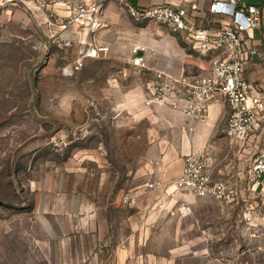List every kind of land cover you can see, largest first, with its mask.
<instances>
[{"label": "rangeland", "instance_id": "374dc122", "mask_svg": "<svg viewBox=\"0 0 264 264\" xmlns=\"http://www.w3.org/2000/svg\"><path fill=\"white\" fill-rule=\"evenodd\" d=\"M113 3L110 16L102 12L98 30L70 47L58 43L48 20V31L27 30L17 37L0 31V264H52L48 241L31 213V181L46 165L104 144L113 147L118 133L121 148L133 147L127 135L134 132V121H142L144 133L151 125V111L137 106L152 107L146 103L151 98V71L132 64L140 47L138 23ZM88 45L96 54L83 57L75 69L73 62ZM40 55L43 60L33 70L64 74L56 92L44 91L54 90L45 83L40 93L31 91L30 66ZM256 192L253 206L262 214L264 189ZM169 194L170 218L176 219L170 221V262L264 264V222L246 223L245 203L198 198L171 184ZM182 201H189V210H177ZM151 244L146 250L160 249L155 256H166L165 238H153Z\"/></svg>", "mask_w": 264, "mask_h": 264}, {"label": "crops", "instance_id": "0c3cea01", "mask_svg": "<svg viewBox=\"0 0 264 264\" xmlns=\"http://www.w3.org/2000/svg\"><path fill=\"white\" fill-rule=\"evenodd\" d=\"M5 1L0 10V28H3L0 31L8 30L15 37L27 30L46 31L48 20L49 29L57 37L76 44L75 30L70 28L60 32L56 22H51V13L54 18L67 15L64 0H44L42 8L35 7L32 0ZM157 1L129 0V3L148 7ZM245 2L261 7V27L264 28V0ZM207 4L206 0H199L198 15L203 14L201 11ZM29 6L36 10L30 13ZM113 8V2L106 3L105 16H110ZM227 20V17L215 19L210 29L215 30ZM189 21L197 23L195 18ZM137 28V46L154 52L147 59L153 70L173 77H191L201 75L207 69L208 59L213 54L202 55L191 50L183 36L172 34L155 22L138 23ZM246 35L249 46L264 48L259 42L258 29L248 31ZM85 39L84 36L79 38L80 41ZM43 57L38 56L30 66L32 93H40L43 83L54 88L44 91L56 92L57 83L64 76L61 70H48L44 74L33 70ZM150 74L152 82L153 72ZM244 76L254 89L264 94V58H254L245 68ZM75 89L77 92V85ZM137 106L151 111L148 118L151 125L144 133L142 121H134V132L127 135V140L131 139L128 143L133 142V147L121 148L122 134L118 133L113 147L104 144L101 148L71 153L58 163L46 165L31 181L32 217L48 241L52 264H174L170 262V221L176 222V219L170 218L169 214L170 184L181 172L183 156L203 147L213 154L212 178L226 186L227 202L241 201L245 207L254 205L257 192L247 180L246 169L264 136L253 137L244 145L230 143L222 131L230 108L221 98L209 103L207 123L190 120L167 105ZM120 122L115 126L120 127ZM148 183L159 186L148 189ZM123 195L132 197L134 205L121 203ZM261 197L264 198V193ZM153 238L166 239V256H155L161 253L160 249L156 253L146 250L152 245Z\"/></svg>", "mask_w": 264, "mask_h": 264}, {"label": "built area", "instance_id": "2783aa9c", "mask_svg": "<svg viewBox=\"0 0 264 264\" xmlns=\"http://www.w3.org/2000/svg\"><path fill=\"white\" fill-rule=\"evenodd\" d=\"M32 1L37 8L45 5L44 0ZM110 1L125 8L135 23H158L170 33L183 36L191 50L202 55L213 54L203 74L173 77L153 70L147 59L154 52L139 48L143 53L134 56L132 64L152 71L154 75L151 98L147 104H165L190 120L207 123L209 103L221 98L230 108L222 129L230 143L244 145L253 137L264 136V94L254 89L244 76L245 68L254 58H264V48L246 43V33L258 29L259 42L264 44L260 6L248 4L245 0H206V9L198 15L199 0H158L148 7L133 6L129 0H64L67 15L54 18L51 13V22H56L60 32L70 28L75 30L76 41L82 44L83 41L79 40L81 36L93 33L100 27L103 7ZM5 4V0H0V10ZM220 17H227L228 20L215 30L210 29L215 19ZM190 18L197 19V23H191ZM56 39L64 47H70L74 42L59 37ZM84 49L73 62L75 69L83 57L96 54V49L90 45ZM213 164V154L207 147L188 153L183 156L181 172L171 185L198 198L226 199V186L212 178ZM246 174L251 187L264 189V138L256 147ZM158 186V183L146 184L148 189H157ZM120 201L129 206L135 203L127 195H123ZM189 208V204L182 201L177 210L187 211ZM242 216L250 225L256 220L264 222V212L260 214L252 204L244 207Z\"/></svg>", "mask_w": 264, "mask_h": 264}]
</instances>
